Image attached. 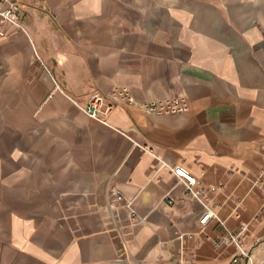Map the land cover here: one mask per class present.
<instances>
[{"label": "crops", "instance_id": "1", "mask_svg": "<svg viewBox=\"0 0 264 264\" xmlns=\"http://www.w3.org/2000/svg\"><path fill=\"white\" fill-rule=\"evenodd\" d=\"M17 1L0 21V264H229L218 240L240 223L264 264V0ZM115 86L188 108L80 109ZM205 206L218 219L199 225Z\"/></svg>", "mask_w": 264, "mask_h": 264}, {"label": "built area", "instance_id": "2", "mask_svg": "<svg viewBox=\"0 0 264 264\" xmlns=\"http://www.w3.org/2000/svg\"><path fill=\"white\" fill-rule=\"evenodd\" d=\"M19 8L20 3L17 0H0V21L17 23L19 18ZM121 103L137 106L143 111L151 114L183 112L188 108L186 99L181 96H170L160 100H148L142 102L137 101L127 87L115 86L105 93L98 91L92 92L87 102L80 106V109L88 116L106 123L109 114ZM161 162L165 165L163 161ZM169 168L178 178L183 180L185 194L200 200L201 191L194 187L196 182L195 176L180 165L169 166ZM114 195L116 199L123 200L122 205L127 209L130 218L139 222L145 221V216L137 213L131 200L124 199L117 191L114 192ZM211 217L218 219L216 213L210 207L205 206L204 212L198 218V224H205V222ZM246 229L247 226L245 223H240L234 230L226 228L225 234L218 240V242L233 243L237 249V253L231 258L229 264H253L251 262L249 251L242 244L241 238Z\"/></svg>", "mask_w": 264, "mask_h": 264}]
</instances>
